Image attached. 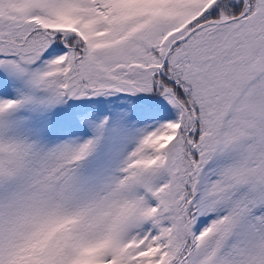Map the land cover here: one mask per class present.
<instances>
[{
  "label": "snow or ice",
  "instance_id": "1",
  "mask_svg": "<svg viewBox=\"0 0 264 264\" xmlns=\"http://www.w3.org/2000/svg\"><path fill=\"white\" fill-rule=\"evenodd\" d=\"M0 264H264V0H0Z\"/></svg>",
  "mask_w": 264,
  "mask_h": 264
}]
</instances>
